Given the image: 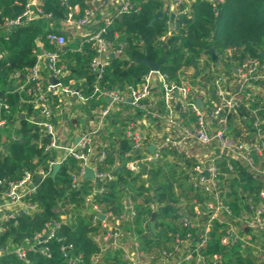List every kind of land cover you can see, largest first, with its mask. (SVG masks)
<instances>
[{"label":"trees","instance_id":"obj_1","mask_svg":"<svg viewBox=\"0 0 264 264\" xmlns=\"http://www.w3.org/2000/svg\"><path fill=\"white\" fill-rule=\"evenodd\" d=\"M89 1L39 0V7L50 17L40 16L22 24L0 27V51L4 53L0 60V93L2 97L8 98L11 111L7 115L5 129L0 130V135L6 134L8 146L0 152L1 179L18 180L26 170L47 172L50 163L57 159V150H47L49 136L30 120L33 116L38 117L39 111L23 103L21 99L24 95L16 90L25 81L27 69L34 65L41 52L38 41L41 40L44 49H53L46 41V35L50 32L64 33L66 22L70 18L80 20L89 7ZM129 3V12L117 15V11L113 10L108 26L101 19L85 26L88 33L80 39L67 37L65 48L59 51L70 72L62 82L79 89L88 97L86 106L80 107L87 117H91V112L100 105L104 107L107 104L104 98H97L96 85L103 91L122 90L124 94L129 93V88L142 85L150 69L136 63L137 58L147 56L152 62H157L166 55L159 70L161 74L166 75L171 82L180 83L181 77L191 69L190 83L209 94L214 91L213 80L216 76L224 77L227 83L232 80V62L259 58L264 64V0H226L217 6L210 0H184L177 12L187 8L188 12L176 16L173 22L175 30L171 33L169 22L172 15L165 6L166 0H129ZM27 4L28 0H0V26L6 19L14 20L21 16ZM76 7L79 9L77 14L74 13ZM159 13L163 17L159 18ZM103 28L106 30L104 37L113 42L115 48L119 44L124 47L121 56L108 59L103 78L98 80L90 70L96 50L92 42L87 40ZM224 57L225 67L221 72L216 63ZM16 73L18 77H15ZM74 81L84 83L81 87L73 85ZM234 91L237 92L236 88ZM246 91L242 90L239 94L245 95ZM262 101L259 98L249 108L242 107L238 117H249L252 109L259 108V115L264 118ZM55 103L58 104L57 99ZM122 105L123 108L130 107L127 102ZM55 109L56 106H53L52 121L57 125L59 117ZM134 116L142 119L144 113L136 111ZM63 117L67 120L68 116L66 114ZM235 117H229L232 132L235 129ZM107 120L115 133L108 136L101 135L102 131L98 133L102 140L107 139L110 147L106 150V158L100 162L96 155L92 165L99 172L111 174L113 180L102 179L96 183L81 178L79 184L73 187V180L79 177L81 166L79 161L71 157L64 160L56 177L52 179L50 174L47 175L37 186L36 192L27 198L36 204L34 212L18 218L17 223L0 221V249H4L0 264H67L60 253L57 239L50 242L53 253L51 259L40 253H29L27 263L12 253L25 239H32L39 233L49 221L62 222L58 236L63 238L64 243L71 244L74 253L81 256L80 264H131L124 259L122 250L107 248L103 251L94 240L104 230L100 224L93 222L94 212H90L92 204L98 205L103 213H111L119 218L128 211L126 201H131L136 215L132 220L123 222L124 232L135 237L146 254H151L165 248L171 234L185 232L178 214L183 209L179 207L181 197L186 199L185 211L190 216L194 215V199L197 202L210 199L209 194L192 188L187 169L193 164L175 153L164 152L158 161H151L144 166L145 173L131 172L126 164L142 155L137 151L132 152V143L124 136L125 126L130 120L120 112L113 114V111ZM68 124L73 128L71 120ZM100 145L96 147V152L100 150ZM221 167L223 171L226 170L225 164L222 163ZM220 186L224 201L234 214L239 215L245 208L244 195L258 202L264 183L252 180L243 172L241 179L230 174L223 176ZM89 196H92L90 205L86 201ZM150 204L156 205L155 212L150 209ZM154 213L156 219L152 224L150 219ZM148 219L150 221L145 228L143 222ZM224 234V226L215 222L206 248L207 256L220 254L224 264H264V260L251 247L244 246L240 241L223 245L221 240ZM149 264L158 263L153 260Z\"/></svg>","mask_w":264,"mask_h":264},{"label":"built area","instance_id":"obj_2","mask_svg":"<svg viewBox=\"0 0 264 264\" xmlns=\"http://www.w3.org/2000/svg\"><path fill=\"white\" fill-rule=\"evenodd\" d=\"M210 1L217 6L226 0ZM183 3L184 0H169L167 4L169 13H174ZM88 4L89 7L80 20L70 18L66 24L76 30H82L85 26L101 19L108 26L111 19L110 9L117 11V15L131 10L129 0H90ZM187 12L182 10L178 14ZM102 15H105L104 18L101 17ZM40 16L50 17L39 7V0H31L21 16L14 20H4L0 27L22 24ZM169 25L171 33L175 27L171 22ZM105 31V28L101 29L87 40L92 42L96 50L90 70L98 80L103 78L110 55L121 56L124 47L123 44H119L115 48L113 42L104 37ZM46 41L53 49H44L41 40L38 41L41 52L34 65L27 69L25 81L16 91L24 95L21 99L23 103L32 105L39 111V116H33L30 120L49 136L47 150H63L64 153L50 163V169L47 172L26 170L22 178L18 180L0 178V221L17 223L18 218L34 212L37 209L36 204H32L27 198L36 192L37 174L41 175L42 181L51 174L54 164L61 165L69 157L79 161L81 166L79 177L73 180V187L79 184L87 167L93 169L95 177L99 180H113L114 177L111 174L99 172L92 165L96 155L100 162L103 161L106 158V150L110 147L109 142L105 141L96 152L94 138L106 126L113 107L127 102L136 111L144 113V120L141 122L143 124L140 125L136 119H133L124 129V136L132 143V152L137 151L142 155L136 160L129 161L126 164L127 168L133 173H139L149 162L158 161L164 152L175 153L193 164L187 169L190 184L193 189L209 194L210 199L203 202H197V199H194L192 201L194 215L190 216L185 211L186 199L181 197L179 207L184 210H180L178 214L185 232L171 234L166 247L151 254H146L137 239L124 232L123 222L132 220L136 215L129 200L126 201L128 211L119 218L112 216L111 213H103L98 205L92 204L93 222L100 224L104 230L94 237L102 250L120 249L124 259L131 264H149L153 260L158 264H224L222 255L207 256L205 254L211 240V231L217 222L224 226L225 234L221 240L223 245L227 246L240 241L244 246L251 247L259 258L264 260V188L259 192L258 202L245 194V208L236 215L230 205L224 201L220 186L223 176L230 174L236 179H241L243 172L247 173L252 180L264 183V118L260 117L259 108L250 111L251 126L249 127L252 131L250 138H246L250 135L246 129L243 132L244 138H236L232 135L229 125L231 115L238 117L237 114L242 107L249 108L260 98L259 92L264 89V70L260 59L248 58L238 64L233 70L232 80L229 83L224 77L216 76L213 80L214 91L207 96H204L203 90L192 85L186 75L181 77L180 83H175L169 81L167 76L159 71L151 70L144 76L142 85L129 88L128 94H124L122 90L103 91L96 85L97 98H104L107 104L104 107L100 105L94 111L95 127L79 136L80 139L76 144L63 146L60 144L56 126L52 121L53 106L58 108L72 103H88V97L79 89L71 88L62 82L70 74L59 54V51L67 44L66 34L50 32L46 35ZM3 57L4 53L0 51V60ZM18 75L16 73L15 77ZM51 79L58 80V83L53 84ZM237 85L247 90L245 95H240V91H234ZM56 98L59 100L58 104L55 103ZM66 99H73V102ZM108 99L111 102H108ZM197 99L201 100L200 105H197ZM10 112L8 98L2 97L0 93V130L5 129L7 115ZM147 134H150L149 137ZM6 141V135H0V152L7 145ZM150 145L155 146L154 153L149 151ZM222 163L226 166L225 171L222 170ZM86 201L90 205L92 196H89ZM150 209L155 212L157 207L150 204ZM100 216H103V219ZM64 218L63 216L62 219ZM150 220L152 222V219ZM150 220L143 222L145 228ZM61 224L60 221L45 223L39 233L32 239H25L20 246L13 249L12 253L19 260L27 263L29 253H40L51 259L53 253L50 242L57 239L60 243V253L66 263L80 264L81 256L74 253L71 244L64 243L63 238L58 236ZM3 253L4 249H0V256ZM96 258L98 259L99 256Z\"/></svg>","mask_w":264,"mask_h":264},{"label":"crops","instance_id":"obj_3","mask_svg":"<svg viewBox=\"0 0 264 264\" xmlns=\"http://www.w3.org/2000/svg\"><path fill=\"white\" fill-rule=\"evenodd\" d=\"M169 0H166V8H167V4H168ZM186 11H188L187 9H184ZM113 11V9H110L109 12L111 13ZM178 9H176V11H174V13H171L172 17L170 19L171 24L174 22V19L176 18V16L178 15ZM79 9L75 8L74 9V13H78ZM169 12V9H168ZM170 14V13H169ZM105 15H102L101 17L104 18ZM100 17V18H101ZM64 33L66 34L67 37L71 38V39H80L83 37L84 34L88 33V30L83 28L82 30H76L74 28H71L69 25L65 24L64 25ZM227 54H230V51L227 52ZM224 62H225V57L221 58L217 63L216 66L220 69L221 72L224 71ZM240 64L237 61L232 62V69H231V74L230 77L232 78V73L233 70L235 69V67ZM263 70H264V64H263ZM193 73V70H187L185 72L186 76L189 78V76H191V74ZM190 79V78H189ZM74 83V84H73ZM72 84L73 85H78L81 86L83 85L84 81H74ZM264 85V83H263ZM239 85L236 86V90L237 91H242L245 90V88H238ZM231 89V86H230ZM253 90V89H252ZM204 96H207L208 93H206V90L202 91ZM259 97L263 100L262 103L264 104V89L262 91L259 92ZM57 99V98H56ZM58 100V99H57ZM62 100V99H61ZM68 101H72L73 99H66ZM56 101V100H55ZM59 101V100H58ZM129 101V100H128ZM59 103V102H58ZM87 103H81V104H68V105H62L61 107H56V109L54 110V112L56 113V116L58 118V122L56 126V131H57V136L60 140V144H62L63 146H68L70 144H73L75 142V139L79 136H81L82 134L91 131L95 125H96V117L94 115V111L91 112V117H87L86 113L80 110L81 106H86ZM120 112L121 115L124 118H127L128 120H133L136 119V121L141 125L143 123L144 118H135L134 114L136 113L135 109L130 105V107L127 108H123V105H115L113 107V114ZM67 114V120L64 119V115ZM23 117V116H22ZM88 118V120H87ZM71 120L73 122V128L70 127V125L68 124V121ZM234 122V131L232 133L233 136H235L236 138H244L243 136V132L244 129H246L250 135L248 137H246L247 139L250 138V136L252 135V131L250 130V118L249 117H235V119L233 120ZM102 134L101 135H105L108 136L110 133H115L114 129L111 126L110 121L107 122L106 126H104V128L101 130ZM148 131V129H147ZM122 131H120L121 133ZM149 132V131H148ZM3 135L5 136L6 134L3 133ZM118 137H116L117 139ZM107 141V139L102 140L101 136L98 134L95 136L94 138V143H95V147H98L100 144H102L103 142ZM108 142V141H107ZM7 146V145H6ZM5 146V147H6ZM101 146V145H100ZM63 150H57V158L61 157L63 155ZM131 202V201H130ZM92 209H90L91 212Z\"/></svg>","mask_w":264,"mask_h":264},{"label":"water","instance_id":"obj_4","mask_svg":"<svg viewBox=\"0 0 264 264\" xmlns=\"http://www.w3.org/2000/svg\"><path fill=\"white\" fill-rule=\"evenodd\" d=\"M30 2H31V0H28V3H30ZM215 11H217V10H215ZM158 17L159 18L163 17V14L162 13H159L158 14ZM151 23H152V21H151ZM110 57L113 58L114 55L111 54ZM262 57L264 58V52L262 53ZM213 59L216 60V56L215 55H213ZM165 60H166V55L162 56V58L159 61H157V62H152L150 59H148L147 56H144L143 58H137V59H135V62L147 66L153 72H158L160 70L161 65L165 62ZM51 82L53 84H57L58 83V80L51 79ZM238 88H240V85L238 86ZM107 101L108 102H111L110 99H108ZM129 102H130V99H129ZM196 103H197V105H200L202 102H201L200 99H197L196 100ZM79 139H80V137H77L75 139V142L74 143L76 144L79 141ZM6 148H8V146H6ZM148 149H149V151L151 153H154L155 146L154 145H150ZM59 169H60V164H54L52 166V171H51V174H50V177L52 179H54L56 177ZM145 171H146L145 169L142 170L143 173H145ZM206 175L208 176V174H206ZM83 178L84 179L93 180L96 183H99V181H100L98 178L95 177L94 171L90 167H87L85 169ZM40 183H41V175L37 174V180L35 182V185L38 186ZM100 218L103 219V216H100ZM155 219H156V214L154 213L153 216H152V224L154 223Z\"/></svg>","mask_w":264,"mask_h":264},{"label":"rangeland","instance_id":"obj_5","mask_svg":"<svg viewBox=\"0 0 264 264\" xmlns=\"http://www.w3.org/2000/svg\"><path fill=\"white\" fill-rule=\"evenodd\" d=\"M191 70V69H190Z\"/></svg>","mask_w":264,"mask_h":264}]
</instances>
